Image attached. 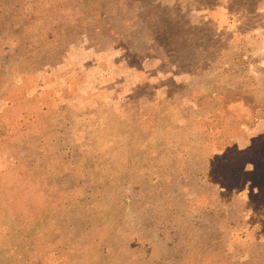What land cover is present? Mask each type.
Segmentation results:
<instances>
[{
	"label": "rangeland",
	"instance_id": "obj_1",
	"mask_svg": "<svg viewBox=\"0 0 264 264\" xmlns=\"http://www.w3.org/2000/svg\"><path fill=\"white\" fill-rule=\"evenodd\" d=\"M0 264H264V0H0Z\"/></svg>",
	"mask_w": 264,
	"mask_h": 264
}]
</instances>
